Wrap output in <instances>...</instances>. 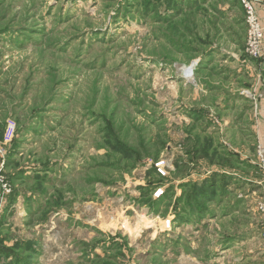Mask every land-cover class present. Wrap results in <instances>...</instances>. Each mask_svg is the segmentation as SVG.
<instances>
[{
  "label": "rangeland",
  "instance_id": "obj_1",
  "mask_svg": "<svg viewBox=\"0 0 264 264\" xmlns=\"http://www.w3.org/2000/svg\"><path fill=\"white\" fill-rule=\"evenodd\" d=\"M247 41L241 0H0V264H264V177L209 178L233 113L197 95L240 54L254 133Z\"/></svg>",
  "mask_w": 264,
  "mask_h": 264
},
{
  "label": "crops",
  "instance_id": "obj_2",
  "mask_svg": "<svg viewBox=\"0 0 264 264\" xmlns=\"http://www.w3.org/2000/svg\"><path fill=\"white\" fill-rule=\"evenodd\" d=\"M256 3L264 24V0H256ZM223 55L226 57L225 62L227 63H224V67L216 69L215 72L218 74V78L213 79L212 90L203 91V93L198 91L197 94L201 99L207 96L208 98H216V109L225 108L227 112L233 113V115L228 114V116L223 117L222 120L214 117V115L211 116L216 127H218L217 123L221 127L218 128L221 131L220 134L211 136L212 141H215L212 144L214 145L213 149L219 145L221 148L215 151L211 150L210 158L207 159L208 164L211 165L208 170V173H210L209 178L212 175L217 179H221L224 176L230 179V182H233V184L237 182L241 184L248 181L254 187L260 188L264 171L260 164L258 165L257 163L254 152L256 147H253L252 142L249 145V137H252L256 146L258 143L264 145V117L256 118L255 116V119L252 117V123L257 126V128H253V134L244 133V131L239 132L248 118L242 115L236 118L234 114L241 108V105H238L239 101L245 100L240 92L241 88L248 87L249 65L248 61H242L240 54L236 52L224 51ZM207 71L209 69L203 67L198 72L197 76L202 85L208 81L206 77ZM223 141L226 142L224 152L221 151ZM213 154L216 157L215 159L211 158ZM221 157H224L223 163L220 162Z\"/></svg>",
  "mask_w": 264,
  "mask_h": 264
},
{
  "label": "built area",
  "instance_id": "obj_3",
  "mask_svg": "<svg viewBox=\"0 0 264 264\" xmlns=\"http://www.w3.org/2000/svg\"><path fill=\"white\" fill-rule=\"evenodd\" d=\"M241 3L246 12V23L248 28V53L252 57H257L260 54L261 47L264 40V30L260 19L257 14V9L255 4L251 0H241ZM191 69V68H189ZM188 68L185 70H189ZM10 126V130H14L12 125ZM258 155L260 160L262 161V166L264 165V150L259 147ZM7 186L3 185L2 190L6 191ZM258 210L260 213L264 215V191L262 201L258 205Z\"/></svg>",
  "mask_w": 264,
  "mask_h": 264
}]
</instances>
